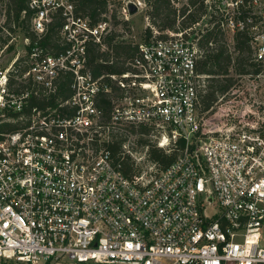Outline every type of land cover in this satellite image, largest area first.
Returning <instances> with one entry per match:
<instances>
[{
    "label": "built area",
    "instance_id": "obj_1",
    "mask_svg": "<svg viewBox=\"0 0 264 264\" xmlns=\"http://www.w3.org/2000/svg\"><path fill=\"white\" fill-rule=\"evenodd\" d=\"M217 1L225 6L206 0L209 11ZM129 3L136 15L146 8L107 0L94 25L73 0H29L22 13L36 41L24 34L26 52L0 63V264H264V13L251 29L260 72L240 77L255 82L244 109L228 113V93L202 113L206 77L192 28L166 38L153 30L122 75L96 78L87 66V44L108 52L113 15L128 23ZM241 3L228 0V9L239 15ZM58 12L68 48L55 56L39 41ZM245 27L232 15L223 29ZM139 127L179 154L166 169L127 176L130 129ZM120 136L128 141L115 155Z\"/></svg>",
    "mask_w": 264,
    "mask_h": 264
},
{
    "label": "trees",
    "instance_id": "obj_2",
    "mask_svg": "<svg viewBox=\"0 0 264 264\" xmlns=\"http://www.w3.org/2000/svg\"><path fill=\"white\" fill-rule=\"evenodd\" d=\"M177 0H145L148 7L147 13L152 23L160 33L159 38H166L165 32H182L192 28L191 34L194 39H198L197 47L203 52L202 57L197 63V72L206 77V88L200 91V103L202 113L209 112L217 103L218 99L227 96L229 91L236 85L238 78L249 75H257L260 68L253 61L254 50L251 45L253 40L252 27L258 23L256 16L253 17V23L248 20L253 15L248 6L250 0H241L237 11L233 14L235 21L242 20L246 27L244 30L236 31L234 35L235 57L228 49L221 44V36L224 34V24L227 23L225 11H221L225 6L221 1L212 4L211 11L206 6V0H188V3L182 8L177 9L173 2ZM236 2L237 0H231ZM76 7V13L82 18H88L92 25L96 24L101 15L107 13V0H73ZM29 0H7V8L5 13V28L8 32H15L14 24L17 28L21 27L24 34L34 43L36 36L29 31V14L22 19V13L28 10ZM210 15L209 25H204L198 33L194 29L195 24L199 23L205 15ZM0 12V20H1ZM13 18V19H12ZM114 24L118 26L121 21L117 20L113 15ZM66 24V20L61 12L53 16L45 37L39 41L40 47L46 52L55 56L64 52L68 46L62 38V31ZM127 25V23H125ZM147 40L153 32L148 29ZM120 35L113 33L106 42L108 52H102L101 47L94 44H87V66L93 71L96 78L102 75H122L130 69L127 63L132 60L138 51V46L117 41ZM144 40V41H145ZM9 38L4 39L2 30H0V49L8 46V51H13L14 47L9 45ZM214 45V46H213ZM232 72L234 75H232ZM66 85L68 82L66 81ZM105 105L106 113H109V106ZM130 133L140 138L142 146L146 148L147 160L150 164L156 165L160 170L169 167L178 156L177 151L167 153L156 144L149 141L153 133L149 127L131 128ZM125 136H120L115 140V144L111 146L113 153L116 155L121 150V146L127 142ZM183 143H179L182 148ZM124 173L127 176L140 174L142 169L136 165L130 156L123 161Z\"/></svg>",
    "mask_w": 264,
    "mask_h": 264
},
{
    "label": "rangeland",
    "instance_id": "obj_3",
    "mask_svg": "<svg viewBox=\"0 0 264 264\" xmlns=\"http://www.w3.org/2000/svg\"><path fill=\"white\" fill-rule=\"evenodd\" d=\"M257 1L258 3L257 4L255 3L254 7L250 8L253 13V15H251L252 18L259 12L264 13V0H257ZM224 2H225L224 9L226 13V18L228 19V16L232 17V15L234 14V9L236 8L234 7V8L228 9V0H224ZM173 3L177 9H180L188 3V0H177ZM6 8H7V0H0V12L2 14L0 25L4 19L6 20L5 18ZM116 8H119V5H117ZM147 9L148 7L146 5V8H144L143 11H140L138 15H135L134 17H132L127 23V25L121 22V24L116 27L117 29L116 32L119 33L120 35L117 38V41L128 43V44H133V45H138L144 42L147 36L146 33L148 29H150L152 32L153 30L156 29V27L152 23V20L150 19L149 14L147 13ZM210 19H211V16L209 14L205 15L203 24L200 27H198L195 31L198 33L199 29H202V27H205L204 25L208 26L209 25L208 22ZM258 27H259V30H258L259 32H264V22L260 23ZM252 32L255 34L257 31H252ZM11 35H13L15 39H13L12 44H9V45H12L14 47V50L7 51V52L5 51L2 54V57L0 58V63L2 65L9 64L16 56H18L19 54L23 55V53L26 52L25 47L23 45V40H24L25 35H24V32L21 30V28L20 29L16 28L15 32H11ZM233 35L234 34L232 32L230 34L227 32H224L223 36H221L220 38L221 44L218 43V46L222 45L226 47L228 51L231 54H233L235 57L236 55H235V50H234V40L232 37ZM232 75H234L233 72H232ZM251 83H255V82L248 80V78H243L241 80L239 78V80L236 83V86L233 87V90L229 92L230 94L228 95V101L232 102V104L228 105V111L229 109H231L230 112L228 113L231 114L236 111L240 112L244 109V106L239 103L243 102L245 98H247V101H248L249 92H246L245 89L247 88V85ZM232 92L236 93V95H232ZM242 93H244L245 95H243ZM147 139L151 141L152 145L153 144L159 145V141L158 139L155 138V136H151L150 138H147ZM142 145L143 144L141 143L140 138L133 136L131 140L129 141L128 149L131 152L130 158L133 161H135L138 167H140L143 170L149 167L150 163L147 160L146 148H144Z\"/></svg>",
    "mask_w": 264,
    "mask_h": 264
},
{
    "label": "water",
    "instance_id": "obj_4",
    "mask_svg": "<svg viewBox=\"0 0 264 264\" xmlns=\"http://www.w3.org/2000/svg\"><path fill=\"white\" fill-rule=\"evenodd\" d=\"M128 8L130 10V16L132 17L139 12V9L133 3H129Z\"/></svg>",
    "mask_w": 264,
    "mask_h": 264
}]
</instances>
